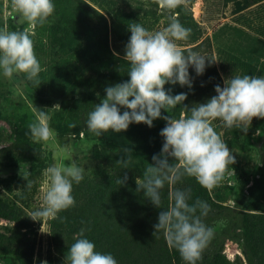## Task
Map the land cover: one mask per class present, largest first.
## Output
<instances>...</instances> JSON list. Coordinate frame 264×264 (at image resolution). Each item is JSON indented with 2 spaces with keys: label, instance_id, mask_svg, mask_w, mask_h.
<instances>
[{
  "label": "rangeland",
  "instance_id": "374dc122",
  "mask_svg": "<svg viewBox=\"0 0 264 264\" xmlns=\"http://www.w3.org/2000/svg\"><path fill=\"white\" fill-rule=\"evenodd\" d=\"M53 3L55 12L48 22L33 29L35 52L45 69L37 78L41 84L27 80L23 73L9 80L0 70V264H68V248L81 238L82 230L89 239L94 224L85 207L86 187L114 176L142 180L164 143L159 134L166 125L163 119L154 120L152 127L132 123L126 131L110 130L101 136L88 130L87 119L106 95L107 86L129 79L120 77V68L127 65L123 58L129 25L140 23L155 30L161 21L167 25L169 13L159 8L157 0ZM189 10L201 28L178 42L183 49L206 39L194 51L212 50L224 81L233 75L264 76V0L251 4L248 0H187L186 6L171 14L182 24V14ZM28 26L13 11L11 0H0V29L22 31ZM57 104L61 110L52 111L50 121L57 133L55 141H33L28 124L35 119L34 107L48 110ZM125 110L121 108V113ZM70 122L76 127L69 128ZM214 123L236 162L229 165L223 181L208 190L215 200L234 209L258 213L264 198V119L253 118L247 133ZM129 157L127 168L117 163ZM70 162L85 169L83 180L73 183L75 206L61 211L57 219H31L30 213L43 203L44 170ZM230 221V216L222 215L207 225L214 229L209 246L217 243ZM245 247L244 236L228 238L221 251L224 263L249 264Z\"/></svg>",
  "mask_w": 264,
  "mask_h": 264
},
{
  "label": "clouds",
  "instance_id": "9594fccd",
  "mask_svg": "<svg viewBox=\"0 0 264 264\" xmlns=\"http://www.w3.org/2000/svg\"><path fill=\"white\" fill-rule=\"evenodd\" d=\"M157 3L162 11L169 13L167 25L161 21V26L155 30L140 23L129 25L131 35L123 58L128 65L129 79L104 89L106 95L88 114L87 128L101 136L110 130L126 131L132 123L152 127L156 119L166 121L159 133L164 138L161 153L152 157L155 166L148 165L143 179H136L137 191L144 190L151 203L161 208V192L166 183L172 185L188 176L195 178L202 187L212 189L223 181L229 165L236 161L214 122L247 133L253 118L264 119V76L233 75L224 81L223 87L217 84L216 95L205 103L191 108L184 105L188 94L173 95L172 89L166 90L165 85L179 84L191 89L193 80L189 68L199 76L207 67L206 61H213L197 51L185 52L178 43L188 39L191 29L184 27L171 13L186 6L187 0H157ZM11 7L29 26L22 31L0 29V70L9 80L14 74L23 73L27 80L40 85L37 78L45 69L35 52L33 29L48 22L55 12V4L53 0H11ZM178 105H183L178 117L162 116V109L170 112ZM121 108L126 110L121 113ZM55 110H61L59 104L48 110L34 107L35 119L28 124L33 141H55L57 133L50 127L51 112ZM68 127L75 128V122H70ZM169 157L174 163H169ZM130 162V157L117 161L125 168ZM84 172L85 169L74 162L47 167L43 172V203L30 213V218L36 221L57 219L61 211L74 207L73 183L79 184ZM127 179L125 175L116 182L122 185ZM31 187L28 181L27 188ZM191 191L190 188L171 191L172 203L159 212L158 223L153 227L154 234L163 231L167 244L178 250L186 264H197L214 229L202 219L210 206L199 198L189 203ZM60 219L63 222L65 218ZM80 237L68 248V264H118L112 254L96 251L95 244L84 236L83 230Z\"/></svg>",
  "mask_w": 264,
  "mask_h": 264
},
{
  "label": "trees",
  "instance_id": "16d2710c",
  "mask_svg": "<svg viewBox=\"0 0 264 264\" xmlns=\"http://www.w3.org/2000/svg\"><path fill=\"white\" fill-rule=\"evenodd\" d=\"M234 0H226L231 2ZM261 0H248V3H256ZM182 25L191 29V35L195 30L201 28L198 21L194 18L193 12L189 10L182 14ZM200 34L192 36L191 40L196 41ZM206 40V39H205ZM204 40V41H205ZM196 47L184 49L194 51ZM213 62L208 63L202 75H196L193 68H189L193 86L181 87L179 84H166L165 89H172V94L181 92L187 93L184 105L189 108L195 104L205 103L212 96L216 95L215 86H224V79L218 69L213 51L207 48L205 54ZM128 67L124 65L120 68V77L127 75ZM203 85V86H202ZM183 105H178L175 110L170 112L161 110L164 116L181 112ZM169 163H174V159L169 157ZM155 166V161L152 160ZM123 177H107L106 179L90 184L86 208L94 218V224L89 235L95 246L96 251L110 253L117 260L118 264H186L180 256L178 250L167 244L163 231L154 234L153 225L158 223L159 212L167 209L172 201L169 193L176 189L190 188L194 202L197 198L204 200L210 206V211L204 217L206 225L222 215L230 216L231 221L223 230L221 238L214 245H207L202 259L197 264H228L224 263L221 251L228 238L237 239L241 235L246 239V254L249 264H264V198L260 202L258 213L246 212L242 209H234L215 200L208 189L202 187L193 177L184 176L181 181L169 185L165 184L162 189L161 208L155 207L144 195V190L137 191L136 180L127 179L126 183L117 184V180Z\"/></svg>",
  "mask_w": 264,
  "mask_h": 264
}]
</instances>
